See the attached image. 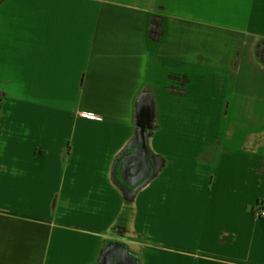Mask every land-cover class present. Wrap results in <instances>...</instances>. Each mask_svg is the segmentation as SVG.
<instances>
[{"label":"crops","instance_id":"1","mask_svg":"<svg viewBox=\"0 0 264 264\" xmlns=\"http://www.w3.org/2000/svg\"><path fill=\"white\" fill-rule=\"evenodd\" d=\"M263 41L264 0H0V264H264Z\"/></svg>","mask_w":264,"mask_h":264},{"label":"water","instance_id":"2","mask_svg":"<svg viewBox=\"0 0 264 264\" xmlns=\"http://www.w3.org/2000/svg\"><path fill=\"white\" fill-rule=\"evenodd\" d=\"M138 121L135 135L121 153L118 164V182L122 185L124 197L131 200L139 188L156 175L163 161L153 152L148 143L152 131L150 123L153 100L145 95L137 104ZM98 264H138L137 256L120 239H109L102 249Z\"/></svg>","mask_w":264,"mask_h":264},{"label":"trees","instance_id":"3","mask_svg":"<svg viewBox=\"0 0 264 264\" xmlns=\"http://www.w3.org/2000/svg\"><path fill=\"white\" fill-rule=\"evenodd\" d=\"M259 54H260L261 58L264 60V41L259 46ZM120 157H121V153L117 156V162H118V164H119ZM118 164H117V169H118ZM123 205L125 207V211L130 214L132 207H131V209L129 208V202L124 201ZM107 242H105V244L103 245V248H104V246L106 245Z\"/></svg>","mask_w":264,"mask_h":264},{"label":"built area","instance_id":"4","mask_svg":"<svg viewBox=\"0 0 264 264\" xmlns=\"http://www.w3.org/2000/svg\"><path fill=\"white\" fill-rule=\"evenodd\" d=\"M84 115L95 119H100L102 117L100 114L84 113ZM258 213L260 216H264V208L259 209Z\"/></svg>","mask_w":264,"mask_h":264},{"label":"rangeland","instance_id":"5","mask_svg":"<svg viewBox=\"0 0 264 264\" xmlns=\"http://www.w3.org/2000/svg\"><path fill=\"white\" fill-rule=\"evenodd\" d=\"M166 164H168V161H166ZM141 188H142V187H141ZM141 188H139V190H140ZM139 190H138V191H139ZM138 191H137L135 194H137V193H138Z\"/></svg>","mask_w":264,"mask_h":264},{"label":"flooded vegetation","instance_id":"6","mask_svg":"<svg viewBox=\"0 0 264 264\" xmlns=\"http://www.w3.org/2000/svg\"><path fill=\"white\" fill-rule=\"evenodd\" d=\"M117 172H118V169H117Z\"/></svg>","mask_w":264,"mask_h":264}]
</instances>
